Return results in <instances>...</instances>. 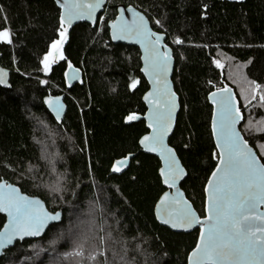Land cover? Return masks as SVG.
<instances>
[{"label": "trees", "instance_id": "1", "mask_svg": "<svg viewBox=\"0 0 264 264\" xmlns=\"http://www.w3.org/2000/svg\"><path fill=\"white\" fill-rule=\"evenodd\" d=\"M117 3L147 8L163 23L153 29L167 33L180 103L169 144L186 168L181 187L197 212L204 214V185L218 160L212 155L211 90L224 82L234 88L240 130L259 157L264 152V133L256 129L264 122L261 93L246 95L255 87L251 81L264 89V0H107L104 24L74 25L63 45L65 59L47 74L40 60L59 38V8L53 0H0V28L11 33L10 43L0 41V65L11 71L9 86L0 87V165H10L0 166V179L63 215V223L51 224L41 237L6 249L0 264H125L120 255L126 264H186L197 242L198 229L172 231L155 218V202L165 190L160 162L139 148L145 121H124L130 112H145L148 84L138 47L110 40L107 21ZM177 36L182 43H173ZM69 61L82 73L72 85L64 83ZM132 79L139 83L129 89ZM61 93L67 107L57 122L44 101ZM129 152L135 155L128 168L110 172L111 163ZM57 182L61 198L50 191ZM4 220L0 214V227ZM98 236L106 239L99 245L106 255L97 254Z\"/></svg>", "mask_w": 264, "mask_h": 264}, {"label": "snow or ice", "instance_id": "2", "mask_svg": "<svg viewBox=\"0 0 264 264\" xmlns=\"http://www.w3.org/2000/svg\"><path fill=\"white\" fill-rule=\"evenodd\" d=\"M59 5V27L56 29L58 39H53L44 53L40 64L45 74L52 70L57 61L65 59L63 45L68 39V29L73 21L87 19L95 24L96 10L101 8L104 0H56ZM207 8V5H203ZM123 9L115 20L107 21L111 30L112 40L132 39L140 44L144 61L141 69L152 84L144 100L149 110L144 114L147 127L151 131L139 138L140 148L150 153H156L160 159L159 177L170 192H165L156 205V219L171 229H189L193 225L200 226L199 239L195 248L188 253V264H264V152L258 158L248 139L242 135L238 124L242 122L241 108L236 104L227 85L208 93L212 102L211 136L215 141L213 158H217L216 168L204 185L203 217L197 215L184 194L176 185L187 173L180 163L176 151L166 143V137L173 130V114L177 107L176 93L169 87L167 79L172 56L164 40L166 31H154L153 26L163 28L161 20L151 16L146 8L137 11L129 6L131 19H126ZM3 12V9H0ZM6 19V17H5ZM99 22L104 24L106 17L99 16ZM103 31L100 29H94ZM0 41L11 42L8 28H0ZM173 43H182L179 36ZM217 68L221 67L219 60H213ZM7 73L0 69V84L6 82ZM79 79V70L74 69L71 61L64 72V83ZM46 84L45 80L40 81ZM81 83H83L81 81ZM139 83L132 79L128 84L133 89ZM255 87L252 92L260 91L259 101L264 105V89L256 81H251ZM211 85L212 81H208ZM253 99L257 97L253 95ZM45 104L52 111L57 122L61 121L63 105L60 97L45 99ZM139 116L130 112L124 117L125 122L136 121ZM248 127L247 125L245 126ZM264 133V129H257ZM188 145H185L187 148ZM261 147H264L262 145ZM134 153L129 152L113 161L109 168L112 173H121L129 165ZM3 167L10 165L3 164ZM134 179V178H133ZM53 198H61L57 194L62 191L59 182L50 188ZM0 212L7 213V223L0 229V251L8 246H14L17 239L23 241L26 237H40L52 223H63V215L59 211L48 212L43 203L35 198L23 195L19 189L0 179ZM69 226V231L72 229ZM100 231H103L101 229ZM98 255H106L104 236H98ZM55 243V241H52ZM79 246V245H77ZM125 261L126 255H120ZM105 264H108L105 261Z\"/></svg>", "mask_w": 264, "mask_h": 264}, {"label": "water", "instance_id": "3", "mask_svg": "<svg viewBox=\"0 0 264 264\" xmlns=\"http://www.w3.org/2000/svg\"><path fill=\"white\" fill-rule=\"evenodd\" d=\"M53 1L55 2V4L57 5V7L59 8V5L56 3V0H53ZM106 5H107V0H104V4L102 5V7H101V8H98V9L96 10V14H95L96 21H97L98 17L101 15V13L104 11V8L106 7ZM129 6H132V7H133L134 9H136L137 11H141V10H139L138 8H136L135 6H133V5H131V4L117 3L116 6H115V7H116V13H115V16H114L112 19H110L109 21H111V20H115V19H116V16H117L118 14H120V10H121V9L124 10V11H123V15L125 16V18H126V19H131V13L127 11V9H128ZM59 11H60V9H59ZM81 21H84V22H86V23H88V24H90V25H95V24H93L92 21H89V20H87V19H84V20H76V21H73V24L69 27V29H68V34H69L70 29H71L74 25H76L77 23H79V22H81ZM107 27H108V26H107ZM153 30H154V29H153ZM154 31H156V30H154ZM108 33H109L110 40H111L113 43H123V44H128V45L136 46V47H138V49H139V51H140V57L144 54V53H143V50H142V48H141V46H140V44L137 43L135 40H132V39L112 40V39H111V30H110L109 28H108ZM164 43L167 44V43L165 42V40H164ZM167 45H168V44H167ZM168 47H169V49H170V53H171V56H172V62H171V66L169 67V71H168L167 79H168V82H169V87L171 88V90H172L173 92L176 93V91H175V87H174V83H173V80H172V75H173L174 62H175V60H174L173 50H172L171 46L168 45ZM0 56H1V54H0ZM140 62H141V66H140V71H141V69L144 67V61L140 59ZM73 68L79 70V79L71 81V84H70V85H72V84H74V83L80 81V79H81V77H82L81 70H80L79 68L75 67V66H73ZM0 69H4L5 72L7 73L6 78H5L6 82H5L4 84H0V87H4V88H6V87L9 86L10 72H11V71H10L9 68L3 67V66H1V65H0ZM66 69H67V68H66ZM141 73H142V75L144 76V78H145V80H146V82H147V84H148V88H147V90H146V91L143 93V95H142V101H143V103H144V105H145V107H146L145 112H144L143 114H138V116H139V119H143V120L145 121V124H146V127H147V121H146V119H145L144 114L148 112V110H149V105L145 102V100H144V95H145V93L149 92V90H150L151 87H152V84L150 83L149 77H148L144 72L141 71ZM224 85H227L228 88L231 90L232 95L236 98V104H237V106L239 107V100H238V98H237V96H236V94H235V90H234V88H233L230 84L224 82V83L222 84V86H221V87H218V88H222ZM216 89H217V88H214V89L211 90L210 92H215ZM57 96L60 97V103L63 105V109H62V111H61V120H62V118L64 117V114H65V111H66V107H67V104H66V102H65V100H64V96H65V95H64L63 93H61V94L54 95V96L50 97L49 99L55 98V97H57ZM207 98H208V94H207ZM176 100H177V107H176V110H175V112H174V114H173V130H174V128H175V123H176L177 115H178V112H179V110H180L179 96H178L177 93H176ZM208 101H209V103L211 104V106H212V108H213L212 102H211L209 99H208ZM45 106H46V109L48 110V112H49V113L55 118V116H54V114L52 113V111L48 108V105L45 104ZM241 113H242V112H241ZM242 117H243V115H242ZM139 119H138V120H139ZM211 120H212V112H211V118H210V130H211ZM242 120H243V119H242ZM124 121H125V120H124ZM136 121H137V120H136ZM130 122H134V121H130ZM130 122H126V123H130ZM240 124H241V123L238 124V128H239V130H240ZM147 129H148V131H147L146 133H144L143 135H146V134H148V133L151 131V129H149L148 127H147ZM173 130H172L171 132H169L168 136L166 137V143H167L170 147H173V146H171V145L169 144V138H170L171 134L173 133ZM240 131H241V130H240ZM241 133H242V132H241ZM143 135H142V136H143ZM242 135H243V134H242ZM140 137H141V136H140ZM138 141H139V140H138ZM213 142H214V145H215V141H214V140H213ZM249 146L252 147L253 150H254V152L257 154L255 148H254L250 143H249ZM139 148H140V147H139ZM173 148H174V147H173ZM140 150H141L142 152H144V153H147V154H151V155L156 156V157L158 158L159 162H160L159 156H158L156 153H150V152H147L146 150H144V149H142V148H140ZM175 151H176V150H175ZM134 155H135V153H134ZM176 155H177V157H178L180 163L182 164V162H181V160H180V158H179L177 152H176ZM257 156H258V154H257ZM133 157H134V156H133ZM119 158H120V157H119ZM119 158H116L115 160H117V159H119ZM131 158H132V157H131ZM131 158H130V160H131ZM258 158H260V157L258 156ZM115 160H114V161H115ZM260 162L263 163V162L261 161V159H260ZM129 164H130V161H129ZM128 166H129V165H128ZM128 166H127L125 169H123L122 172L125 171V170L128 168ZM160 166H161V165H160ZM160 166H159V168H160ZM182 166H184V165L182 164ZM184 168H185V167H184ZM215 168H216V165H215L214 169H215ZM214 169H213V170H214ZM158 170H159V169H158ZM185 170H186V168H185ZM213 170H212V171H213ZM186 173H187V171H186ZM211 173H212V172H211ZM211 173H210V175H211ZM117 174H119V173H117ZM158 175H159V171H158ZM210 175H209V176H210ZM185 177H186V176H185ZM185 177H184V178H185ZM184 178H182L180 181L177 182L176 187H177V189H178L180 192H182V193L184 194V198L187 199V200L189 201V203L191 204L192 208L195 210V212L197 213V215L200 216V217H203L206 213L204 212L203 215H200V214L197 212V210L194 208L192 202L188 199V197L186 196L184 190H183L182 187H181V183H182V181L184 180ZM2 180H3L5 183L12 184V185L16 186V187L19 189V191H20L21 194H23V195H27V196H29V197H35V198L39 199V200L43 203L44 208H45L46 211H48V212H54V211H51V210L48 209V207L46 206V203L44 202V200L41 199L39 196H35V195L27 194L26 192H23V191L20 189V187H19L18 185L14 184V183H11V182H8V181H6V180H4V179H2ZM207 180H208V179H207ZM206 183H207V181H206ZM206 183H205V184H206ZM162 185H163V187L165 188V190L160 194V196L158 197L157 201L155 202V205H154V215H155V218H156V205H157V203L159 202L160 197H161L165 192H170V191H171V189H169V188H168L166 185H164L163 183H162ZM204 195H205V193H204ZM262 209H264V206H262ZM56 211L61 212V210H56ZM61 213H62V212H61ZM0 214H2V215L5 217V220H4L3 224H2V226L0 227V229H2V228L4 227V225H5V223H7V219H8V217H7V213L0 212ZM156 220H157V219H156ZM157 221H158L161 225H163V226L169 228V229L172 230V231H176V232H189V231H192V230H194V229H198V230H199V235H200V226H199L198 224H197V225H193L192 228H189V229H171L168 225H164V224L161 223V221H159V220H157ZM52 224H53V223H52ZM50 225H51V224H50ZM50 225H49V226H50ZM49 226H47V228H48ZM46 230H47V229H46ZM45 232H46V231H45ZM45 232H44V233H45ZM44 233H42L41 236H42ZM199 235H198V239H199ZM41 236H40V237H41ZM35 238H39V237H35ZM35 238H32V237H26L25 239H35ZM25 239H24V240H25ZM198 239H197V240H198ZM19 241H21V240L17 239V240L15 241V243H16V242H19ZM15 243H14V245H15ZM195 246H196V244H195ZM195 246H194L193 248H195ZM10 247H13V246H8L6 249H8V248H10ZM193 248H192V249H193ZM6 249H5V250H6ZM192 249H191L189 252H191ZM5 250L0 251V257L2 256V254L4 253ZM186 264H188V255H187V261H186Z\"/></svg>", "mask_w": 264, "mask_h": 264}, {"label": "rangeland", "instance_id": "4", "mask_svg": "<svg viewBox=\"0 0 264 264\" xmlns=\"http://www.w3.org/2000/svg\"><path fill=\"white\" fill-rule=\"evenodd\" d=\"M220 64H221V62H220ZM258 93V92H257ZM246 95H248L249 97L250 96H252V91H250V90H247V92H246ZM258 124H256V129H258L260 126H263V121L262 122H257Z\"/></svg>", "mask_w": 264, "mask_h": 264}]
</instances>
